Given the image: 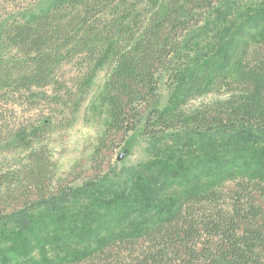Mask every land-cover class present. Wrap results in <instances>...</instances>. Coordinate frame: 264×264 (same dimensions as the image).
<instances>
[{"label": "trees", "instance_id": "obj_1", "mask_svg": "<svg viewBox=\"0 0 264 264\" xmlns=\"http://www.w3.org/2000/svg\"><path fill=\"white\" fill-rule=\"evenodd\" d=\"M104 65L93 172L81 160L58 175L51 131ZM135 131L154 156L117 170ZM0 264H264V4L55 0L0 15Z\"/></svg>", "mask_w": 264, "mask_h": 264}, {"label": "rangeland", "instance_id": "obj_2", "mask_svg": "<svg viewBox=\"0 0 264 264\" xmlns=\"http://www.w3.org/2000/svg\"><path fill=\"white\" fill-rule=\"evenodd\" d=\"M249 1L254 4H264V0ZM54 2L55 0H14V5L10 6L6 1L0 0V15L7 18L10 13H13L19 19L29 18L49 10ZM76 70L75 67L69 70L71 76L76 73ZM106 73L107 65L98 69L86 98L80 110L73 116L70 125L66 128L57 127L51 131V146L57 162L58 175L69 172L72 166L81 160L84 161V168H90L89 157L98 136L105 127L107 117L106 106L102 102V93L107 79ZM168 95V89L163 87L161 104L166 103ZM149 147V138L142 136L140 131L131 133L122 147L115 150L114 166L117 170H121L151 159L154 152L152 153ZM92 172L93 169L90 168L87 174Z\"/></svg>", "mask_w": 264, "mask_h": 264}]
</instances>
